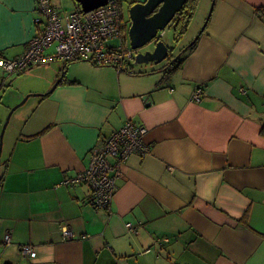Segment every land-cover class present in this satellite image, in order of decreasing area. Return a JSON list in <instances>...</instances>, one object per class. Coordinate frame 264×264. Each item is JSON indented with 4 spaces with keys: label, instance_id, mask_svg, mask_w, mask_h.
I'll return each mask as SVG.
<instances>
[{
    "label": "crops",
    "instance_id": "0c3cea01",
    "mask_svg": "<svg viewBox=\"0 0 264 264\" xmlns=\"http://www.w3.org/2000/svg\"><path fill=\"white\" fill-rule=\"evenodd\" d=\"M51 2L80 8L76 0ZM35 6L0 0V59L26 49L37 32ZM259 6L264 0H216L171 71L168 60L121 68L72 61L50 90L65 63L38 64L46 77L1 145L0 264H264ZM5 74L0 64V133L21 96L4 98L12 77ZM199 85L201 99L192 100ZM127 120L147 128L149 152L128 156L110 209L95 207L86 185L64 182L87 166L99 137ZM63 228L87 237L64 240ZM25 243L35 256L21 252Z\"/></svg>",
    "mask_w": 264,
    "mask_h": 264
},
{
    "label": "built area",
    "instance_id": "2783aa9c",
    "mask_svg": "<svg viewBox=\"0 0 264 264\" xmlns=\"http://www.w3.org/2000/svg\"><path fill=\"white\" fill-rule=\"evenodd\" d=\"M35 9L39 15L34 19L37 32L28 40L24 52L14 58L0 59L7 74L19 73L53 59L64 63L82 60L120 68L127 60L134 59L136 51L125 42V20L120 0H107L104 5L87 12L81 8H59L51 0H36ZM202 89L200 85L196 86L191 99L200 100ZM146 133L145 126L127 120L108 136L99 137L89 152L87 166L64 183L86 185L89 202L109 210L122 163L132 153L144 155L149 152L144 140ZM126 226L131 231L137 230L133 223L128 222ZM62 237L64 240L83 239L87 234H76L63 228ZM9 241V234H5L4 242ZM20 249L30 257L36 254L30 244H22Z\"/></svg>",
    "mask_w": 264,
    "mask_h": 264
},
{
    "label": "water",
    "instance_id": "95a60500",
    "mask_svg": "<svg viewBox=\"0 0 264 264\" xmlns=\"http://www.w3.org/2000/svg\"><path fill=\"white\" fill-rule=\"evenodd\" d=\"M187 0H140L136 2H130L128 7V17L130 19V26L128 29L129 45L137 51L149 43H153V48H148L144 51L135 52L134 63H159L163 60H168L170 64L177 60L182 52L189 48L191 43L197 39L198 35L204 30L206 22L210 17V13L213 8V2L210 12L205 20L199 33L194 39L184 48H182L175 56L171 59L169 47L163 40H161V31L171 23L175 14L180 11ZM82 11L87 12L98 6L104 5L107 0H76ZM63 73L56 80L54 85L50 88L52 90L60 80H63ZM29 95H26L17 105H15L9 111L6 119L3 123L2 130L0 133V155L2 137L5 126L9 120L10 114L15 107L23 103Z\"/></svg>",
    "mask_w": 264,
    "mask_h": 264
},
{
    "label": "rangeland",
    "instance_id": "374dc122",
    "mask_svg": "<svg viewBox=\"0 0 264 264\" xmlns=\"http://www.w3.org/2000/svg\"><path fill=\"white\" fill-rule=\"evenodd\" d=\"M121 3H122L121 7H122V11H123L124 15L128 16V7H127L129 4L128 0H121ZM211 6H212V0H198L197 7H196L195 12L192 16V19L189 23L188 29L183 34L182 39L177 44L175 43V40L173 37V27L171 26V24L167 25L164 28V30L161 31L162 32L161 33V40H163L165 42V44H167L169 47H173L175 49H178V48L181 49L192 38H194V36H196V33L201 28L202 24L205 21V18H207L208 14L210 12ZM128 41H129V37H127V42ZM153 46H154L153 43H149V44L145 45L144 47H142L141 49H138L136 52L144 51L148 48H153ZM55 60H58L59 65H60V63H62V60H60V59H55ZM138 64H143V63H138ZM39 68L40 67L36 65L32 69L26 70V71H24L18 75L17 74H14V75L5 74L7 76V79H9L10 76H12V77L10 78V80L7 81V84H9V85H7L5 87L4 98H6V100L8 101L9 98L11 97L10 93L13 90L16 91V93H14L16 97L18 96V94L21 95L20 97L17 98L18 99L17 103H15L13 106L10 107L9 111L11 110V108H13L15 105H17L26 95H29L30 94L29 91H31V89H36V87H38V86L40 87V85L42 84L43 77H46L45 76L46 72L45 71L41 72L39 70ZM56 80H55V82H56ZM54 83L50 86V88L54 85ZM32 100H33V97H31L29 95L27 97V99L25 100V102L21 103L16 108H14V110L12 111V113L9 117V120L5 126V129H4V132H3L4 134L2 137L3 138L2 144L4 143V140L7 138L8 134H9V132H10V130L14 124L15 115H17L20 112V110H22L23 108L28 106L32 102ZM8 112H7V114H8Z\"/></svg>",
    "mask_w": 264,
    "mask_h": 264
},
{
    "label": "trees",
    "instance_id": "16d2710c",
    "mask_svg": "<svg viewBox=\"0 0 264 264\" xmlns=\"http://www.w3.org/2000/svg\"><path fill=\"white\" fill-rule=\"evenodd\" d=\"M215 1L216 0H212L213 5H214ZM197 4H198V0H187L185 2V4L183 5V7L180 9V11H178L175 14L173 20L171 21L170 24L173 27V37H174V40H175L176 44L182 39L183 34L188 29L189 23H190V21L192 19V16H193L194 12H195ZM255 9H256L257 14L264 20V6H259V7L255 8ZM128 21H129V19H128ZM195 43H196V39L191 43L189 48H193ZM179 61L180 60L177 59L172 64H170L169 61H168L167 65L170 66L169 67V71H171L172 69L178 67L179 64H180ZM68 63H70V62L65 63V65L62 68V72H63V77L64 78H65V74H66V66H67ZM260 132H261L262 135H264V123H263V125H262V127L260 129Z\"/></svg>",
    "mask_w": 264,
    "mask_h": 264
},
{
    "label": "flooded vegetation",
    "instance_id": "af4514ba",
    "mask_svg": "<svg viewBox=\"0 0 264 264\" xmlns=\"http://www.w3.org/2000/svg\"><path fill=\"white\" fill-rule=\"evenodd\" d=\"M182 49V48H181ZM181 49H175V48H172L171 50H170V55H171V57H170V59L173 57V56H175ZM176 50V51H175ZM180 58V56L177 58V59H179Z\"/></svg>",
    "mask_w": 264,
    "mask_h": 264
}]
</instances>
